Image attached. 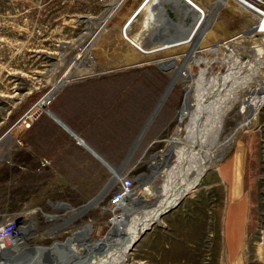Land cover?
<instances>
[{"label":"rangeland","instance_id":"rangeland-1","mask_svg":"<svg viewBox=\"0 0 264 264\" xmlns=\"http://www.w3.org/2000/svg\"><path fill=\"white\" fill-rule=\"evenodd\" d=\"M204 1L207 5L208 0ZM137 2L140 0H127L112 16L97 0H0V215L18 214L33 220L28 230L34 245L47 246L73 234L80 242L83 226L90 229L92 238L105 236L110 218L127 210H112L108 205L119 178L133 177L137 193L153 170L152 157L164 147V137L176 130L184 136L181 126L188 119L180 118L179 111L184 98L189 96L191 81L176 78L171 65L158 63L163 70L155 61L172 56L182 63L186 53L190 54V48L180 46L153 52L154 59L132 63L131 54L138 50L127 44L120 27H125L126 20H130ZM166 8V14L181 21V12L173 3ZM142 16L139 13L136 18ZM218 16L219 25L203 41L201 56L209 63L191 65L193 76L200 68H205L207 83L217 71L225 72V65L217 61L221 54L211 49L212 44L230 38L250 23L245 20L249 17L246 12L228 0L219 8ZM136 18L127 24L130 26L126 34L137 27ZM166 26L168 33L161 37L155 38L151 32L142 35L143 44L148 46L158 38L162 40L165 35L177 33L175 27ZM247 44L252 41L248 40ZM76 53L83 54V62L93 63V72L73 75L40 106V99L51 90V82L66 69L73 68ZM262 53L264 57V51ZM127 61L130 63H125ZM245 73L236 72L239 87L233 97L224 101L226 113L218 130L217 143L234 133L225 155L208 168L201 181L175 206L160 216L163 226L153 224L132 244L129 260L133 262L130 264H218L221 256L227 260L226 253L222 255L219 249L222 244L239 242L243 231L247 264H264V202L251 203L245 219V201L229 203L228 185L217 170L241 140L246 162L250 158L251 171L259 182L257 191L264 192V104L246 127L233 129L240 119L239 100L249 94L255 78L261 77L258 72L251 73L248 83L242 85L239 80ZM73 83L90 86L73 90L76 86ZM168 84L165 97L157 105ZM79 105L97 109L98 118L110 123L112 142L121 134L123 147L127 139V164L113 170V174L109 170L84 173L49 169L38 159H32L31 167L25 165L24 157L26 160L29 157L24 154V147L31 149L32 156L33 152L55 150V142L59 148L64 147L69 135L65 131L62 135L59 128L50 125L55 123L52 112L62 122L76 123L78 128V122L84 117L87 121L93 120L91 112L87 115L71 113L72 106ZM92 178L93 185L85 183ZM160 180L161 176L156 182ZM185 245L190 249L189 254ZM50 258L42 252L41 263L65 264Z\"/></svg>","mask_w":264,"mask_h":264},{"label":"bare ground","instance_id":"bare-ground-1","mask_svg":"<svg viewBox=\"0 0 264 264\" xmlns=\"http://www.w3.org/2000/svg\"><path fill=\"white\" fill-rule=\"evenodd\" d=\"M190 1L201 12L185 1L190 9L178 0H148L138 9V14H143L142 18H136L138 16L136 14L130 20L133 21L136 18L138 25L136 28L134 27V30H130L126 34L128 25L120 27V34L124 36L127 44L133 50H138L131 54L132 63L154 59L153 52L173 50L180 46L190 48V54L185 52L186 55L182 63L172 56L163 57L160 55L163 58L155 59L156 63L171 65L172 73L177 75L176 78L191 81L189 96L184 98L183 106L179 111L180 118L186 116L188 119L181 126L185 131L184 136H180L178 130L175 129L176 131L172 130L173 132L164 137L162 140L164 147L152 157L154 158L151 162L153 170L147 176V181L137 193L132 191L125 196L120 208H127V210H121L110 218V228L105 236L92 238L90 229L83 226L80 229V234L83 237L82 242L71 244L68 250L64 249V253H60L58 249L52 251L50 259L65 264L132 263L133 261L129 260L132 244L153 224L163 226L164 223L160 216L175 206L184 194L201 181L208 168L215 165V162L225 155L234 133H231L221 143H217V135L226 113L224 101L227 97H233L239 87L238 80H236L237 71L246 72L241 76L242 80H239L242 85L249 80L251 73L258 72L261 77H254L256 83L249 94L239 98L237 112L240 119H237V126L233 129L246 127L251 120L255 119L257 110L264 104V57L261 56L264 51V15L259 16L256 24H250V16L245 18L250 22L248 26L245 24V28L240 29L230 38L222 41L217 40L212 44L211 49L221 54L217 61L225 65V72L217 71L213 80H208L207 83L204 80L205 68H200L198 73L193 76L191 65L198 62L207 63L208 60L201 56L203 41L205 36L212 33L215 26L219 25L218 11L220 7L227 4V0H208V4L204 8L198 7L192 0ZM170 3H173L176 9L181 12L180 22L167 17L168 8L166 7ZM201 17V22L192 34ZM168 24L175 27L177 32L172 40H168L172 36L169 34L161 40L165 44H159L160 41L152 42L148 46L143 44L145 40L143 41L142 35L151 32L153 37H161V34L168 33L166 26ZM196 36L197 38H195ZM248 40L252 41V44L248 45ZM212 54L214 55V53ZM83 61V54L74 56L73 68L66 69L51 82V90L40 99V106H44L47 99L68 82L73 75L93 72V63ZM241 154L238 153L239 159H241ZM159 176L162 177V180L157 183L156 180ZM32 221L29 217H21V230L16 238V244L0 253V258L3 259L0 260V264H42L40 258L44 247L32 244L29 238L32 233L28 229L32 225ZM23 250H27V252L22 253ZM185 251L188 254L190 252L186 245Z\"/></svg>","mask_w":264,"mask_h":264},{"label":"crops","instance_id":"crops-1","mask_svg":"<svg viewBox=\"0 0 264 264\" xmlns=\"http://www.w3.org/2000/svg\"><path fill=\"white\" fill-rule=\"evenodd\" d=\"M73 84L79 86L76 87L74 85L75 87H72L73 90L89 89L88 86H90L87 83L84 85H79V83ZM90 112L93 114V120L87 121V118L84 117L78 122L81 128H78L76 123L72 124L68 121H63L70 130L73 129L76 131L74 132L72 130L89 148L72 136L58 122L53 120L55 123H50V125L55 126L57 129L59 128L62 135L64 131L69 135L64 141V147L59 148V144L55 142V150L40 151L39 154L33 152L34 156H32L31 149L24 147V154L27 153L29 157L28 160L24 157L25 165L29 164L28 167H31L32 159H38L43 167L49 169L76 170L84 171V173H89L90 171H100L102 173V171L109 170L104 162L108 163L115 170L124 167L127 164V139H125L123 147L121 143V134L117 135L116 142H112L113 136L111 134L112 130L110 123L98 118L99 114L97 109L82 105L72 106L71 108V113L74 114L87 115ZM243 145L244 142L239 140L230 156L217 166V170L221 180L228 185L227 194L229 203L245 201L246 219L247 209L249 211L251 203L260 205L264 202V192L257 191L259 189V182L255 174L251 171L249 165L250 158H248V162H246ZM238 152L242 153L241 159H239ZM88 180L89 179L85 182L86 184H94V179L91 182H88ZM245 183L247 187L246 190ZM240 185L241 187H239ZM243 238L244 231L241 232L239 242H234L233 244L227 242L225 245L222 244L219 249L222 255L226 253L227 260L224 261V257L221 256L218 264H247V260H245L246 248L243 244Z\"/></svg>","mask_w":264,"mask_h":264},{"label":"built area","instance_id":"built-area-1","mask_svg":"<svg viewBox=\"0 0 264 264\" xmlns=\"http://www.w3.org/2000/svg\"><path fill=\"white\" fill-rule=\"evenodd\" d=\"M101 4L105 5L108 10H110L111 14L114 16L118 10L125 4L127 0H97ZM139 1V0H138ZM148 0H140L137 2L138 6L131 14V18L138 14V9L140 5H143ZM192 6L197 8L190 0H187ZM197 6L204 8L206 1L202 0H192ZM232 2L236 7L240 8L242 11L246 12L248 16L251 17L250 24H256L260 15H264V0H228ZM198 12H201L200 9L197 8ZM127 20L125 22V26L130 22ZM264 31V29H263ZM134 178L125 175L119 178L118 187L111 193L108 198V205L112 210H119L123 199L129 193L134 191L135 188ZM3 216V215H0ZM21 217L18 214H10L4 215L0 218V253L7 250L10 247H13L16 244V238L19 236L21 227Z\"/></svg>","mask_w":264,"mask_h":264},{"label":"water","instance_id":"water-1","mask_svg":"<svg viewBox=\"0 0 264 264\" xmlns=\"http://www.w3.org/2000/svg\"><path fill=\"white\" fill-rule=\"evenodd\" d=\"M179 2H181L183 5H185V6H187L188 7V5H186V3L187 4H189V5H191L187 0H178ZM186 3H185V2ZM189 8V7H188ZM190 9V8H189ZM167 17L169 18H171V19H173L172 17H171V15L168 13L167 14ZM201 20H202V17L199 19V21L197 22V24H196V27L194 28V30H193V32H192V34L194 33V31L196 30V28L198 27V25H199V23L201 22ZM172 38H174L173 36H171V38L170 39H168V40H172ZM160 41V42H159ZM154 42H159V44L161 43V44H165V43H162V42H164V41H161V40H158V39H156ZM78 55H80V53H76V55L75 56H78ZM155 64L156 65H158L159 66V64L158 63H156L155 62ZM127 67L129 66V65H126ZM160 67V66H159ZM161 68V67H160ZM161 69H163V68H161ZM164 70V69H163ZM169 87H170V84H168L167 85V87H166V90H168L169 89ZM168 88V89H167ZM166 90H164V92H163V94H162V96L160 97V99H159V101H158V103H157V105L162 101V99L165 97V95H166V93H167V91ZM156 105V106H157ZM49 110V109H48ZM48 110H46V112H48ZM48 113H50V112H48ZM52 115V118L56 121V122H58L65 130H67L72 136H74L78 141H80L83 145H85L86 147H88L87 145H86V143L84 142V141H82L72 130H70L54 113H52L51 114ZM89 148V147H88ZM104 162V161H103ZM104 164L109 168V170L111 171V173L113 174V170H115V169H113L108 163H106V162H104ZM87 224V223H86ZM79 231V230H78ZM78 231H76L75 233H77V234H79V232ZM80 235V234H79ZM75 236H76V234H73L72 236H66V237H64V238H62V239H60V240H55V241H53L50 245H47V246H43L44 248V250L42 251V252H46L47 253V255H49L51 258H52V251H55V250H59V252L61 253V252H63L64 253V249L65 250H68L69 248H70V244L71 243H73V242H77L76 241V238H75ZM82 239H83V237H82ZM80 242H82V241H80ZM80 242H77V243H80ZM137 241H135V243H136ZM134 243V244H135ZM63 249V250H62ZM49 251V252H48ZM51 253V254H50Z\"/></svg>","mask_w":264,"mask_h":264}]
</instances>
